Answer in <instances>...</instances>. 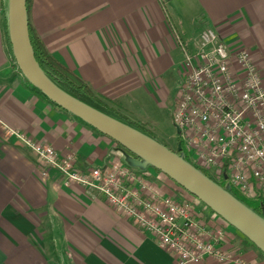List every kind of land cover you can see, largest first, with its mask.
Listing matches in <instances>:
<instances>
[{
    "label": "crops",
    "instance_id": "0c3cea01",
    "mask_svg": "<svg viewBox=\"0 0 264 264\" xmlns=\"http://www.w3.org/2000/svg\"><path fill=\"white\" fill-rule=\"evenodd\" d=\"M172 1L29 0L27 18L51 55L126 112L125 101L171 68L180 44L192 54L206 28L231 49H247L264 80V0H187L200 27L187 41L189 52L168 11ZM5 6L0 0V264H174L171 253L95 194L65 187L55 170L42 177L31 150L7 134L23 133L60 155L72 154L80 170L123 164L114 141L50 104L25 80L11 54ZM147 171L158 193L184 198L162 173L137 170ZM196 209L211 222L210 211ZM226 232V262L204 264H264L255 247L229 227Z\"/></svg>",
    "mask_w": 264,
    "mask_h": 264
},
{
    "label": "built area",
    "instance_id": "2783aa9c",
    "mask_svg": "<svg viewBox=\"0 0 264 264\" xmlns=\"http://www.w3.org/2000/svg\"><path fill=\"white\" fill-rule=\"evenodd\" d=\"M193 49L192 54L184 50L172 115L177 146L187 162L209 171L215 182L264 201V80L247 49H231L212 29L201 31ZM7 134L31 150L42 177L55 170L65 187L77 185L95 194L171 253L174 264L226 262L228 225L214 213L207 222L195 203L177 193H158L144 172L125 164L80 170L72 154L60 155L23 133Z\"/></svg>",
    "mask_w": 264,
    "mask_h": 264
},
{
    "label": "water",
    "instance_id": "95a60500",
    "mask_svg": "<svg viewBox=\"0 0 264 264\" xmlns=\"http://www.w3.org/2000/svg\"><path fill=\"white\" fill-rule=\"evenodd\" d=\"M5 16L12 57L18 70L32 87L60 109L72 114L133 155L132 158L125 152L121 153L129 163L126 166L139 171H146L148 168L159 171L237 231L264 256V219L237 201L227 188L220 187L187 162L180 152V145L172 151L55 86L34 58L29 39L26 0H6Z\"/></svg>",
    "mask_w": 264,
    "mask_h": 264
},
{
    "label": "rangeland",
    "instance_id": "374dc122",
    "mask_svg": "<svg viewBox=\"0 0 264 264\" xmlns=\"http://www.w3.org/2000/svg\"><path fill=\"white\" fill-rule=\"evenodd\" d=\"M166 3V0H163ZM169 13L172 14L174 22L177 25L178 31L184 43V48L189 52L192 47L187 44L194 34V28L200 27L194 23V12L191 4L187 0H173L167 3ZM171 68L161 77L152 79L151 83L147 85L146 90H139L125 101L129 111H125L117 105L118 111L128 121L145 129L155 141L161 143L168 149L175 151L177 145V134L172 123V115L175 107V100L177 98L179 86L184 74V49L178 46L172 58ZM120 153H126L118 146ZM130 157H134L129 154ZM120 162L129 164L126 156L120 155ZM149 169V168H148ZM151 172L156 173L150 168ZM147 172L143 174H147ZM171 181V180H170ZM156 184V182H155ZM172 185V184H171ZM173 188L178 189L174 184ZM181 193V191H179ZM165 193H167L165 191ZM174 192H170V195ZM183 200L194 201L195 204L202 205L193 197L186 193H182ZM233 228L229 226V231Z\"/></svg>",
    "mask_w": 264,
    "mask_h": 264
},
{
    "label": "trees",
    "instance_id": "16d2710c",
    "mask_svg": "<svg viewBox=\"0 0 264 264\" xmlns=\"http://www.w3.org/2000/svg\"><path fill=\"white\" fill-rule=\"evenodd\" d=\"M27 11L29 8V0H26ZM29 31V39L31 43V47L34 53V58L39 65L40 69L43 71L45 76L60 90L68 94L69 96L77 99L78 101L86 104L87 106L101 112L104 115H107L125 125L130 126L131 128L141 132L142 134L154 139L151 134H149L142 127L133 124L128 121L121 113L118 111L117 105L114 101L106 100L100 96H98L78 75H76L71 69L64 66L61 62H59L53 55H51L46 47L44 46L40 37L36 34L35 30L28 24ZM35 89V88H34ZM41 97L47 99L43 94L38 92ZM55 107H58L51 101H49ZM121 108V107H120ZM119 146L118 144H116ZM120 147V146H119ZM184 159L189 161L187 157ZM198 170H200L206 177L209 179L215 180L210 175V172L207 170H203L197 166H195ZM155 170V169H154ZM157 173L159 171L155 170ZM137 172V171H136ZM220 187L227 188L228 192L242 205L251 210L254 214L264 219V201L260 198L256 200L247 199L232 188L228 187L225 182L219 181L216 182ZM176 187H178L176 185ZM213 214L212 212H210ZM229 227V226H228ZM235 236H238L249 246L254 247L248 240H246L243 236H241L234 229L232 230ZM260 253V252H259ZM261 254V253H260ZM262 255V254H261ZM263 256V255H262ZM264 257V256H263Z\"/></svg>",
    "mask_w": 264,
    "mask_h": 264
},
{
    "label": "flooded vegetation",
    "instance_id": "af4514ba",
    "mask_svg": "<svg viewBox=\"0 0 264 264\" xmlns=\"http://www.w3.org/2000/svg\"><path fill=\"white\" fill-rule=\"evenodd\" d=\"M177 99V98H176ZM175 102H176V100H175ZM177 134V133H176ZM177 142V141H176ZM176 148H177V145H176Z\"/></svg>",
    "mask_w": 264,
    "mask_h": 264
}]
</instances>
